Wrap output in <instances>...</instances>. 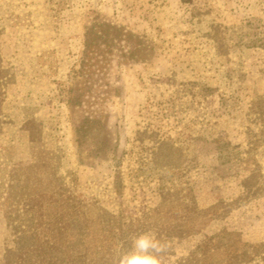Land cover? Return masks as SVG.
Masks as SVG:
<instances>
[{
    "label": "rangeland",
    "instance_id": "1",
    "mask_svg": "<svg viewBox=\"0 0 264 264\" xmlns=\"http://www.w3.org/2000/svg\"><path fill=\"white\" fill-rule=\"evenodd\" d=\"M262 102L264 0H0V264L148 231L264 264Z\"/></svg>",
    "mask_w": 264,
    "mask_h": 264
},
{
    "label": "trees",
    "instance_id": "2",
    "mask_svg": "<svg viewBox=\"0 0 264 264\" xmlns=\"http://www.w3.org/2000/svg\"><path fill=\"white\" fill-rule=\"evenodd\" d=\"M256 110L258 111V112L256 111V116L258 117V121L260 123H264V102L256 105ZM52 195L53 193H50L49 191H45L42 193H38L36 198L52 199L53 197ZM53 200H55V202H59V200L57 199H53ZM26 209L28 210L26 211V213H29L30 215L32 211V205L31 204L26 205ZM60 215L61 212L59 213L58 219L61 218ZM26 228L27 230L22 232L25 233V235L31 229L30 227L29 228L26 227ZM62 230L64 232L65 227L61 225V231ZM156 236L166 241L167 245L170 239L181 237L178 232H173V231L172 232L167 231L165 232L164 235L156 234ZM35 237L36 236L34 235L32 239H35ZM216 238L219 240L214 239V237L209 238L206 242L202 243V245L198 246L195 250L191 251L186 258L174 264H244L242 257L245 255L246 251L239 249L236 245H233L231 243L228 245L220 243L221 240H225L224 236H218ZM47 239L49 240L53 239V236H47ZM48 248L49 250L45 251L46 253L43 252V250L41 249L42 251L40 252L39 255L45 253V255H47L46 257L49 261L48 262L49 264H113V260H114V256L112 255L109 249L105 250L104 252H101L100 248L94 250L95 257L89 260L85 256L87 255L88 253L87 251H89V248H86L85 250L86 254L85 253L83 254L82 252L76 250L75 244H71L63 247L61 240H59L57 243L51 242L48 245ZM166 250L167 247L165 251L160 254V256L166 254Z\"/></svg>",
    "mask_w": 264,
    "mask_h": 264
},
{
    "label": "clouds",
    "instance_id": "3",
    "mask_svg": "<svg viewBox=\"0 0 264 264\" xmlns=\"http://www.w3.org/2000/svg\"><path fill=\"white\" fill-rule=\"evenodd\" d=\"M166 247L167 242L154 232H142L131 237L129 247L116 251L113 264H161L160 254Z\"/></svg>",
    "mask_w": 264,
    "mask_h": 264
}]
</instances>
